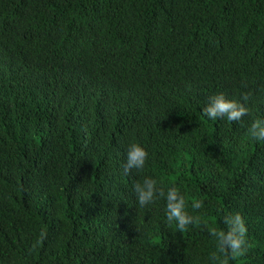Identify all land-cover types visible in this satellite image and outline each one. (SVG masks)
Returning <instances> with one entry per match:
<instances>
[{
    "label": "trees",
    "instance_id": "1",
    "mask_svg": "<svg viewBox=\"0 0 264 264\" xmlns=\"http://www.w3.org/2000/svg\"><path fill=\"white\" fill-rule=\"evenodd\" d=\"M220 93L249 113L205 117ZM258 119L264 0H0V264H213L208 229L236 213L250 247L229 264H264ZM130 143L149 156L125 174ZM146 177L200 222L141 207Z\"/></svg>",
    "mask_w": 264,
    "mask_h": 264
},
{
    "label": "clouds",
    "instance_id": "2",
    "mask_svg": "<svg viewBox=\"0 0 264 264\" xmlns=\"http://www.w3.org/2000/svg\"><path fill=\"white\" fill-rule=\"evenodd\" d=\"M249 94L242 96L244 102L229 100L223 93L213 95L202 109V113L210 120L226 118L228 121H240L249 113L246 107ZM249 133L258 141H264V120L252 122ZM148 152L139 143H130L126 151V160L123 166L125 174L132 170L140 171L145 167ZM134 192L138 204L147 206L157 198L166 200V217L171 225L175 223L176 228L182 233L188 230V226L200 222L199 216H192L186 211L185 196L175 186L168 188L167 192L157 186V180L146 177L142 182L134 185ZM204 206L202 200H194L192 208L199 210ZM223 228L210 227L209 234L216 242V250L211 253L210 259L213 264H229L230 260L243 257L250 245L246 240L247 227L241 214H225L222 217ZM47 239V231L41 230L37 243Z\"/></svg>",
    "mask_w": 264,
    "mask_h": 264
}]
</instances>
